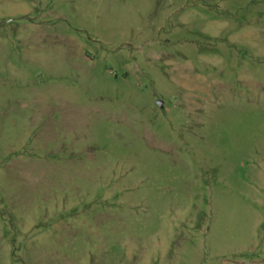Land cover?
I'll use <instances>...</instances> for the list:
<instances>
[{
	"label": "rangeland",
	"instance_id": "374dc122",
	"mask_svg": "<svg viewBox=\"0 0 264 264\" xmlns=\"http://www.w3.org/2000/svg\"><path fill=\"white\" fill-rule=\"evenodd\" d=\"M0 264H264V0H0Z\"/></svg>",
	"mask_w": 264,
	"mask_h": 264
}]
</instances>
